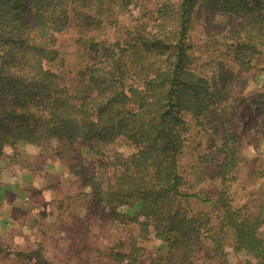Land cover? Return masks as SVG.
Here are the masks:
<instances>
[{
	"label": "trees",
	"instance_id": "16d2710c",
	"mask_svg": "<svg viewBox=\"0 0 264 264\" xmlns=\"http://www.w3.org/2000/svg\"><path fill=\"white\" fill-rule=\"evenodd\" d=\"M263 140L264 0H0V264H264Z\"/></svg>",
	"mask_w": 264,
	"mask_h": 264
},
{
	"label": "rangeland",
	"instance_id": "374dc122",
	"mask_svg": "<svg viewBox=\"0 0 264 264\" xmlns=\"http://www.w3.org/2000/svg\"><path fill=\"white\" fill-rule=\"evenodd\" d=\"M250 90L255 89V85L252 83L251 87L249 88ZM264 143V140L263 142ZM125 152H128V149L124 148L123 149ZM21 154V157L17 158L14 160L12 159L9 165H3L0 166V184L6 188H9L10 192H14V193H19V190H23L24 188H26V186H28L27 184H29L30 182H34V183H40L42 184V180H39V178H31L30 177V169L29 168H34L36 170L41 168V164H36V158L30 156V154H35L37 153V150L31 146H22L20 148H18V151ZM244 154L247 156V158H254V154L256 153L254 150L253 146H248L243 150ZM4 153L8 156H12L15 152L11 149V148H6ZM28 154V156L26 157L28 162L30 161L31 164H29L28 166L26 165V163H22V156H26ZM33 162H35L33 164ZM59 162H57L55 164V166L57 167L56 169L61 171L62 167L60 164H58ZM45 168V167H44ZM41 170V169H40ZM54 169H52L49 166H46L45 171H53ZM19 197V198H18ZM18 199L14 201L15 204H17L18 206H24V201L25 200V195L23 197V195H18ZM33 202L35 203V205H37V209H35L33 211V213L35 215L34 216H39L41 218H43V220L47 223H53L56 220V216L58 215V209H57V203L54 202V196L52 194V192L48 191L46 193H42L36 196H33ZM31 199V198H30ZM29 199V200H30ZM128 209L127 208H122L121 211L122 212H126ZM24 211L23 210H18V211H11L10 212V205L5 204L4 208L2 209V213L1 215L3 216L4 219L8 220V223H1L0 222V237L1 238H8V232L9 230L14 227L15 225L17 226L18 223H14L12 222L13 218L14 220L17 217H21L23 216ZM11 223V225H10ZM37 231V226H29V227H24L22 228V233H18L15 235V237L13 238V245H20L22 243H24L25 239V234L26 235H31L32 238L34 237L35 233ZM66 245L65 243H63V246ZM238 259V257L236 255H234L233 253H231L230 255V260L232 262H236V260Z\"/></svg>",
	"mask_w": 264,
	"mask_h": 264
}]
</instances>
